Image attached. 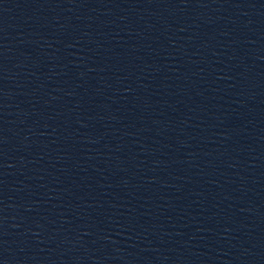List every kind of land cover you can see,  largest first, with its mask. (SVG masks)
<instances>
[{
	"label": "water",
	"instance_id": "obj_1",
	"mask_svg": "<svg viewBox=\"0 0 264 264\" xmlns=\"http://www.w3.org/2000/svg\"><path fill=\"white\" fill-rule=\"evenodd\" d=\"M191 264H264V0H151Z\"/></svg>",
	"mask_w": 264,
	"mask_h": 264
}]
</instances>
